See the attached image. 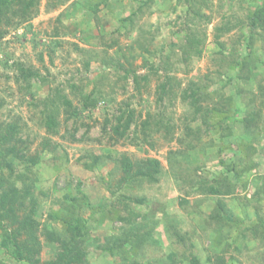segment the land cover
I'll return each mask as SVG.
<instances>
[{"label": "rangeland", "instance_id": "obj_1", "mask_svg": "<svg viewBox=\"0 0 264 264\" xmlns=\"http://www.w3.org/2000/svg\"><path fill=\"white\" fill-rule=\"evenodd\" d=\"M101 1L41 0L39 13L31 20L21 22L12 16L10 23L5 20L6 33L0 39V122L20 124L26 157H9L13 172L4 169V173L13 180L18 174L28 177L26 183L32 185L40 203L42 222L49 212L67 213L69 205L65 204L71 197L82 201L85 195L92 205H103L102 215L97 208L85 206L80 212L89 218L86 246L92 264H159L160 259L169 260L170 254L183 264H188L190 256L197 257L199 264H218L209 251L214 226L208 218L218 200L243 222L239 228L222 229L231 235L222 242L232 244L237 232L264 217V31L253 33L249 24L241 23L262 0H204L208 3L199 7H194L198 0H110L109 8ZM146 1L154 3L146 5ZM205 16L211 21L204 20ZM226 25L235 27L219 39L225 44L223 49L216 28ZM195 30L204 42L199 55L191 53L186 61L182 48ZM246 57L248 68L240 74L235 62ZM130 69L148 76V81L141 80V91L133 76L125 77ZM242 76L248 80H240ZM162 85L166 86L164 94ZM193 91L199 95L198 103L192 102ZM85 95L91 96L95 107L84 108ZM62 96L72 102L70 111L77 114L68 120ZM49 100L59 105L55 134L47 132L42 120ZM47 104L53 108V103ZM198 106L222 111L205 125L192 121ZM125 110L135 111V121L127 135L117 139L112 127ZM255 110L259 116L248 130L253 129L250 133L257 141L244 130ZM149 115L153 120L143 131L141 123ZM213 118L223 119V128L212 129ZM251 140L256 150L249 144H245L247 149L240 146ZM179 150L186 155L181 161V182L172 176L168 164L171 152ZM92 154L161 161L164 173L157 183L121 189L146 199L130 207L140 214L141 233L151 232L155 246L135 250L126 244L123 252L111 251L115 248L110 239L122 236L123 225L112 207L121 200L109 191L116 188L121 173L111 161L86 170L83 163L91 162ZM30 157L36 158V164ZM239 160L246 170L239 169L237 178L226 167ZM213 185L227 186L235 193L212 196L208 189ZM0 222L10 224L1 218ZM166 223L174 229L167 232ZM50 224L61 230L59 223ZM175 232L182 243L168 237ZM4 235L0 229V261L26 264L16 262L9 246H3ZM39 237L46 261L51 249L44 235ZM243 253L240 262L232 261V251L221 257L227 259L225 264H256L257 248Z\"/></svg>", "mask_w": 264, "mask_h": 264}, {"label": "trees", "instance_id": "obj_2", "mask_svg": "<svg viewBox=\"0 0 264 264\" xmlns=\"http://www.w3.org/2000/svg\"><path fill=\"white\" fill-rule=\"evenodd\" d=\"M109 1L110 0H102L101 4L106 8H109ZM154 1L152 3L146 1L144 2V4H153ZM40 2L41 0H0V39L6 33L4 30L5 20L8 23L12 21V17L19 18L21 22H27L31 20L39 13ZM192 2H194V0H192ZM200 3H202L204 6L208 2H205L204 0L200 2L198 0L196 1V3L194 2V7H199ZM198 14L199 12L197 11L196 16ZM211 19L212 18L210 16H205L204 18V20H206L207 22H210ZM241 23L243 25L249 24L251 32L253 33H255L258 29H262L264 31V0L260 2V6L258 8L247 13L245 20H241ZM234 27V25H232V27L226 25L224 27L221 26L216 28V38L218 40L219 47H222L223 49L225 48V44L223 42H220L219 39L224 33H228ZM195 31L196 33L190 34L189 37L187 36L186 44L183 45L184 49L182 48V51L185 54L184 60L186 61H188V59L190 58L188 56L189 54L198 51L197 54L199 55V53L201 52V50L199 49L201 48L200 45L203 44L204 39H202V37L200 36V32H198L197 30ZM251 47L252 46H250V48ZM121 67L123 68L122 65H119V69ZM234 67L238 68L240 74L245 72V70L248 68V58H242L240 61L235 62ZM130 75L134 78L137 91H141V80L148 81V76L141 77L133 69L126 70L125 77L128 78ZM241 79L248 80V78H244L243 76L240 77V80ZM165 89L166 86L162 85L163 94L164 92H166ZM185 94L183 95L184 97L186 96ZM190 96H193L192 102L198 103L199 100L197 96L199 95L197 94V92L193 91ZM62 99L63 105L66 108V119L68 120L70 117L76 116V113L70 111L73 108L72 102L65 96H62ZM55 100L57 101V98ZM55 100H49L47 103H53V106H51L53 108H48V104L46 103V109L42 113V120L49 134H55L57 132L56 115L59 114V105H56L57 102ZM83 100L85 109L96 106V102L94 100H91V96L85 95L83 96ZM221 111L222 110H218L214 107L212 109H202L200 106H198L194 110L195 118L193 117L192 121H199L202 124L210 125V120L212 119L211 116ZM74 112H76V109H74ZM258 116L259 111L255 110L249 116L250 118H248L245 122L247 126L244 127V130L248 132L247 135L249 137L252 136L255 138V136L250 133L253 129L248 130V128H252L251 126H249L251 125L250 122L253 123V121L257 119ZM148 117V121H144L141 123L143 131L150 127L151 124L149 121L153 120L152 115H149ZM213 120L214 123L212 124L211 122V125H213L212 129L214 130H216L217 126L222 127L224 125L223 123H225L223 119H219L218 121H216L213 118ZM134 121L135 111L125 110L120 114V116L117 118L116 124L112 127V134L117 139L125 137L131 130ZM21 133L22 128L18 122H0V218L2 220L10 222L9 226L0 222V229L5 232L3 246H9L8 250L12 252L13 259L18 263L92 264L89 259V252L86 246L87 238H89L90 233L88 224L89 218L83 217L80 212L85 206L90 208L91 210H95L97 208V210H100L99 214L102 215L104 214V212L102 211H105V208H103V205H92L88 200V197L82 195V201H79L77 198L73 197H71V202L66 200L67 204L65 205H69V207L65 208L67 213L56 214L54 212H49V214L47 215L48 219L46 221L42 222L41 220H39L38 217H40V203L38 201V198L34 195L32 185L26 183V178L28 177L19 174L15 176V174L13 173V176H15V180H13L11 174L10 176H7L4 173V169H8L9 173L13 172V163L9 160V157H15L17 159H24L26 157L23 152V145L25 144V142H23V139L20 136ZM255 139L256 141L258 140L257 138ZM254 143L255 142L251 140L248 143L246 142L240 144V146H243L245 149H247V146H245V144H249V146L253 150H256V148L253 147ZM48 146L49 143L45 142L44 147L46 148ZM185 156V152L179 150L176 152H171L168 157L169 171L172 176L174 175V177L180 182L182 173L181 161L185 160ZM90 158L91 162L83 163V167L86 170L94 171L95 168L105 165L107 161H111L114 162L116 170L121 173L116 188L109 191L110 194L114 196L116 195L117 198L121 200V202L112 203V207H114L113 212L116 215L117 220L121 221L123 225L120 228L122 236L120 238H118V236H114L110 239V242L113 243L112 248H115L111 251L117 250L123 252V246H126V244H130L131 247L135 250H147L148 246H155L157 241L154 239V237H152L151 232L141 233L142 225L139 226L137 223L140 214L134 212L130 207L132 203L144 204L147 202L146 199L129 196L128 194H124L123 190L121 189L123 187H133L137 183H157L161 175H163L164 173L161 161L154 158L132 160L125 154L117 156L116 158H113L109 155L103 157L92 154ZM29 159L33 164H36L35 157H30ZM232 165L227 166L226 171L229 173L232 172L235 177L239 175V169L240 172L242 171V173L246 170L245 164L242 160H239V164L235 163ZM17 181H20V183L22 184L21 187L18 186ZM221 182L222 181L220 180L219 184H221ZM221 187L222 186H210V188L208 189V194L220 197L221 195H232L233 193H235L227 186L224 187V189ZM119 204L123 206L121 210L117 208ZM95 212L97 211H94L93 213ZM21 213H23V215H21ZM120 213H122L123 216H121ZM107 215H109V213ZM107 215L104 216V218L106 220H111ZM208 218L211 221L212 226H214V228L210 232V235L213 234L214 241L213 246L209 251L211 254L213 253V255H215L216 262L218 264H225V261H227V259L221 256L230 253V251H232V261L238 260L240 262L239 257L244 255V253L242 254V250L248 251L251 249L252 252L256 248L259 253L256 256L254 262L256 264H264L263 216H259L254 222L245 226L242 232L241 230L237 232L235 236L232 237V244L222 242L224 238L230 235L229 232L225 234L224 230L222 232V229L231 230V228L234 227L235 229L239 228L241 223H243L240 218L233 212H231L228 208H226L225 204H223L221 200H218L217 206L211 211V213L208 215ZM52 221L55 223H59L61 226V230H56L53 225L50 224V222ZM157 223L158 222H156V224ZM165 228L167 229V232L171 229H174V227L170 223H166ZM7 230H9L10 232H8ZM40 234L44 235V237L48 241L49 248L51 249V258L46 261H43L41 256L43 245L39 237ZM168 237L179 238L180 243L184 241L178 232H175ZM249 244H253L254 248H250ZM221 245L222 247L221 249H219ZM190 262L191 264H199L197 257L193 256H190L188 264ZM158 263L183 264L184 262L170 254L169 260L160 259ZM0 264L8 263H3L0 261Z\"/></svg>", "mask_w": 264, "mask_h": 264}]
</instances>
